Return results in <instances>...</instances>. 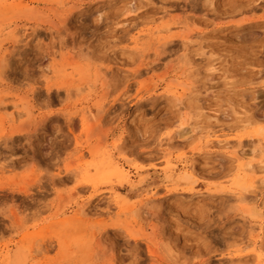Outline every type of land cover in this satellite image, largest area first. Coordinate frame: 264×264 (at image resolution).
I'll use <instances>...</instances> for the list:
<instances>
[{
	"label": "rangeland",
	"instance_id": "1",
	"mask_svg": "<svg viewBox=\"0 0 264 264\" xmlns=\"http://www.w3.org/2000/svg\"><path fill=\"white\" fill-rule=\"evenodd\" d=\"M0 264H264V0H0Z\"/></svg>",
	"mask_w": 264,
	"mask_h": 264
},
{
	"label": "bare ground",
	"instance_id": "2",
	"mask_svg": "<svg viewBox=\"0 0 264 264\" xmlns=\"http://www.w3.org/2000/svg\"><path fill=\"white\" fill-rule=\"evenodd\" d=\"M183 134V133H182ZM220 141V140H219ZM218 142V141H217ZM120 171H122V174H124L125 176H128V173L127 172H125L124 170H120ZM130 177V176H129Z\"/></svg>",
	"mask_w": 264,
	"mask_h": 264
}]
</instances>
